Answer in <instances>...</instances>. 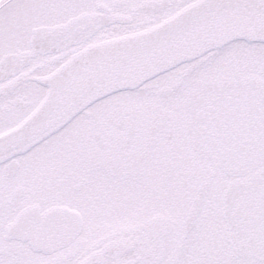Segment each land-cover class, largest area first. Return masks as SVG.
Here are the masks:
<instances>
[{
    "label": "snow or ice",
    "instance_id": "6c2138e0",
    "mask_svg": "<svg viewBox=\"0 0 264 264\" xmlns=\"http://www.w3.org/2000/svg\"><path fill=\"white\" fill-rule=\"evenodd\" d=\"M0 264H264V0H0Z\"/></svg>",
    "mask_w": 264,
    "mask_h": 264
}]
</instances>
